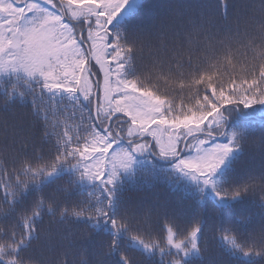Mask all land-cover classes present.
Wrapping results in <instances>:
<instances>
[{
    "label": "snow or ice",
    "instance_id": "snow-or-ice-1",
    "mask_svg": "<svg viewBox=\"0 0 264 264\" xmlns=\"http://www.w3.org/2000/svg\"><path fill=\"white\" fill-rule=\"evenodd\" d=\"M129 3L0 0V76L23 73L27 88L14 84L0 101V264H106L115 254L122 264L203 258L208 242L202 240V220L184 227L151 209L114 214V189L120 172L134 163L133 153L158 150L154 154L174 160L177 172L210 187L221 202L252 199L264 206V173L223 187L215 179L245 143L264 147V137L249 140L227 124L241 106H264V0H250L235 22L222 3L219 27L175 7L136 34L127 24L114 28ZM15 94L31 102L35 136L11 119ZM62 95L71 98V108ZM65 111L79 125L50 130L55 113ZM61 167L79 181L99 184L107 199L100 203L101 195L90 194L71 200L73 188L62 184L53 198L39 195L17 207L33 185ZM46 219L61 226L89 223L78 236L60 235L55 245H41ZM101 222L110 223L113 233L92 258L83 244ZM121 235L145 255L122 250ZM216 236L234 255L264 259V223L246 236L229 223ZM58 249L63 251L53 259Z\"/></svg>",
    "mask_w": 264,
    "mask_h": 264
},
{
    "label": "trees",
    "instance_id": "trees-1",
    "mask_svg": "<svg viewBox=\"0 0 264 264\" xmlns=\"http://www.w3.org/2000/svg\"><path fill=\"white\" fill-rule=\"evenodd\" d=\"M225 2L228 4V19L230 22H235L247 10L250 0H139L132 12L120 22L114 23V28H120L127 24L129 32L133 34L148 32L157 21L175 7L199 13L205 16L209 23L219 27L224 24L221 4ZM221 71H223V66H221ZM23 81L21 79L3 80L0 76V101L7 98V94L14 84L27 91ZM60 100L61 102L67 100L65 103L71 108V98L62 95ZM10 107L17 108L11 119L19 123L23 133H30L35 136L38 129L34 127L33 117L30 113L31 102H22L19 94H15ZM227 113L225 110L226 116ZM229 119L230 131L241 133L249 140L264 137V106L257 105L252 109H243L241 106V109L235 110ZM57 120L59 127L55 126ZM50 123L53 126L50 127V130L59 131L65 125L75 129L80 121L74 117L69 118V112L65 111L63 113L56 112ZM121 147L126 148L127 144ZM164 167V164L153 159L151 162L146 159L134 163L128 171L120 172V178L114 189V214L120 215L125 211L140 213L151 209L155 215L175 220L184 227L192 225L197 220H202V240L207 239L208 249L203 258L192 256L189 264H264V259H245L239 255H234L228 246L216 236L217 229H223L229 223L236 225L237 229L246 236L249 230H254L264 223V206L252 199L237 200L230 203L221 202L214 192L207 194L200 191L199 186L181 179L172 171H169L172 173L165 172ZM262 173H264V147L258 149L249 143H245L242 152L234 153L226 167L217 173L215 179L223 187L240 184L249 176ZM62 184H67L73 188L69 198L71 200L90 198V194L92 196L101 195L100 203L107 199V195L99 184H93L86 180L79 181L73 170L61 167L55 175L47 178L41 185H33L17 202V207L25 208L39 195L53 198V192L58 185ZM241 218H248L249 223L244 224ZM88 223L87 220H80L74 222V225L65 224L61 226L55 221L46 219L41 226L40 244L55 245L60 235H66L68 239H71L73 235L78 236L80 229ZM160 227V224L155 225L157 230ZM112 233L113 229L110 223L101 222L97 226L91 240L83 244L90 257L95 258V255L99 254L103 242L110 240ZM120 241L122 250L129 253L135 251L140 255H145L138 248H134L133 242L125 235H121ZM62 251L63 249H58L53 259L58 258ZM146 259L148 264H158L156 257H146ZM109 262L110 264H122L118 254L106 258V264Z\"/></svg>",
    "mask_w": 264,
    "mask_h": 264
},
{
    "label": "rangeland",
    "instance_id": "rangeland-1",
    "mask_svg": "<svg viewBox=\"0 0 264 264\" xmlns=\"http://www.w3.org/2000/svg\"><path fill=\"white\" fill-rule=\"evenodd\" d=\"M138 2H139V0H130L129 5L126 6V8L121 12L120 16L117 17V20L114 21V22H119V21L123 20L126 15H128L130 12H132V10L135 8V6L137 5ZM128 7L131 8V9L129 10ZM1 79H3V80L4 79H8V80H14V79L25 80L26 77L24 76L23 73H20V74L3 75V76H1ZM234 112H235V110L233 111V113ZM227 124H228V127L230 129L231 124H230L229 117H228ZM127 148H128V145H127V147L125 149H127ZM157 151L158 150H152V153L154 154ZM154 155H157L158 157L164 159V162L166 163V164H164L165 165V167H164L165 172L172 171V172L176 173L179 177H182L183 179H186L189 183L196 184L197 186H199L200 189H201L200 191H204L207 194L208 193L209 194L213 193L212 189L210 187H206L202 182L193 181L189 177H186V176L182 175L181 173L177 172L175 170V168H174V164H175V161L174 160H172V159H165V158L159 156L158 154H154ZM230 158H229V160H230ZM146 159L148 161H150V162L152 161V159L154 160V158L150 155L149 151H146V152H143V153H133L134 163L139 162V161H143V160H146ZM229 160L226 162V164L219 171H221L222 169H224L226 167V165L229 162ZM134 163L132 164V166L134 165ZM160 170H162V168H160ZM172 172H169V173H172Z\"/></svg>",
    "mask_w": 264,
    "mask_h": 264
}]
</instances>
